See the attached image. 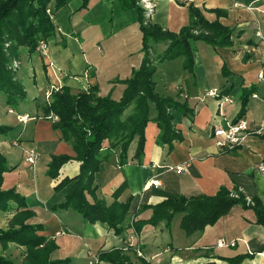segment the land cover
<instances>
[{"label":"crops","instance_id":"0c3cea01","mask_svg":"<svg viewBox=\"0 0 264 264\" xmlns=\"http://www.w3.org/2000/svg\"><path fill=\"white\" fill-rule=\"evenodd\" d=\"M150 2L153 11L148 19L137 0H88L84 8L82 0H70L58 9L54 0L50 3L55 30L46 41L45 53L22 49L17 59L16 78L24 89V100L11 108L0 93V101L6 105L0 126L10 128L0 134V155H6L9 169L2 174L0 188L14 190L24 198L26 209L33 213L26 222L41 225L37 234L56 245L50 255L52 260L67 258L61 253L72 252L76 243L81 264L114 249L137 262L135 248L151 264H228L233 259L240 264H264V225L257 222L255 210L247 202L233 206L215 224L191 236L177 230L181 214H175L169 225L163 220L149 222L150 207L169 198L213 196L221 189L231 194L240 192L258 201L264 210V132L253 133L264 122V0ZM191 8L198 10L206 23H218L232 33L226 45L195 42L190 70L183 68L182 56L154 65L155 92L177 97L189 110H171L180 139L159 143L160 131L151 110L141 157L135 158V139L122 165L117 163L116 151L95 172L98 198L111 204L114 193L119 191L117 201L129 204L123 232L116 234L101 222L91 224L72 209L51 210L65 195V190L54 187L63 178L78 175L80 163L74 160L70 143L63 141L61 132L54 127V117L44 116L46 101L40 97L52 86L68 87L72 94L95 86L98 96L118 101L126 88L124 81L143 59L140 12L144 25L178 34L188 26ZM167 46L166 42L152 43V57L162 55ZM250 88L254 91L248 95L242 112V90ZM210 89L222 91L232 102L220 106L218 99L205 95ZM240 118L249 127L241 144L232 150L218 147L213 130ZM25 149L37 153L34 164L24 160ZM61 155L72 159L53 179L47 174V165L53 156ZM176 167L184 170L177 173ZM152 179L159 182L157 187L148 184ZM10 208L0 210V228H7L18 209L12 202ZM135 222L140 227L137 232ZM220 239L226 246H216ZM130 244L132 247L123 251ZM13 247L20 255L24 252L22 247Z\"/></svg>","mask_w":264,"mask_h":264},{"label":"trees","instance_id":"16d2710c","mask_svg":"<svg viewBox=\"0 0 264 264\" xmlns=\"http://www.w3.org/2000/svg\"><path fill=\"white\" fill-rule=\"evenodd\" d=\"M52 1L0 0V93L5 96L6 104L11 108H15L25 98L24 89L16 78L20 51H38L39 43H46L54 34V24L49 11ZM69 1L54 0L55 9ZM87 2L88 0H82V8L87 6ZM140 23L143 33V59L140 67L124 81L126 88L118 101L98 96L95 86L77 94H72L68 87H61L52 92L50 101L44 105V116L57 118L53 122L54 127L61 132V138L71 144L75 153L74 160L80 163L78 175L63 178L54 187L57 191L65 190V195L64 200L54 205L51 210L72 209L91 224H107L116 234L123 232L126 227L129 204L117 201L119 191L114 193V201L111 204L95 195L97 186L94 184V174L100 163L109 161L114 152L118 151L117 163L122 165L128 147L135 139V158L141 157L144 129L151 119V110L155 112L153 120L160 131L158 142L169 144L180 139L173 126L171 110L189 111L186 103L180 102L177 97L160 96L155 92V63L182 56L183 68L190 70L193 66L195 42L204 41L212 46L226 45L232 33L218 23H206L199 11L193 8L190 9L188 26L178 34L144 25L142 12ZM156 42H166L168 46L162 55L153 58L150 49L152 43ZM253 91L254 88L242 90V112L248 95ZM220 93L223 95L222 91ZM129 108L130 113L125 115ZM9 130L8 127L0 126V134ZM71 159L68 156L54 157L48 165V176L57 178L61 166ZM8 170L5 159L0 155V187L2 174ZM251 201L252 204H247L255 210L257 222L264 225L263 207L258 201ZM10 202L22 210L17 209L9 221L8 228L0 230V244L14 243L24 247L25 258L21 264H71L69 259H51L50 255L56 245L37 234L41 225L26 222L33 213L26 209L24 198L14 190L0 188V210H10ZM245 203V197L241 193H238L236 198L224 189L213 196L169 198L150 207L152 214L149 222L155 224L163 220L169 225L175 214H181L179 226L186 236H191L201 233L206 226L215 224L233 206ZM133 227L135 232L140 228L137 222L133 223ZM98 257L100 261L110 264H151L143 258L132 262L122 250L116 249L101 253ZM0 264L14 263L0 254ZM228 264H240V261L233 259L229 260Z\"/></svg>","mask_w":264,"mask_h":264},{"label":"built area","instance_id":"2783aa9c","mask_svg":"<svg viewBox=\"0 0 264 264\" xmlns=\"http://www.w3.org/2000/svg\"><path fill=\"white\" fill-rule=\"evenodd\" d=\"M137 2L139 4V6L143 10V14H144L145 19H148L149 15L153 11L152 3L150 2V0H137ZM46 49H47V44L45 42H40L38 47H37V50L40 53H45ZM259 78L260 79L262 78L261 74L259 75ZM58 89L59 88H56V87L52 86V87H50V89L45 91L44 99H45V101L47 103L50 101L52 92H54V91H56ZM205 95L208 96V97H212V98L218 99L219 102H220V106L222 104H224V103H227V102L231 103L232 102L229 97L222 95L220 93V91L217 90V89H210V90H208L206 92ZM253 97H256V95H253ZM54 120L56 121L57 118L54 117ZM248 131H249V127H248L247 121H245L244 119L240 118V119H237L235 122L228 123L227 126L224 127V128H221V127L215 128L213 130V136L216 139L215 143H216V145L218 147L223 148V149L232 150V149L238 147L241 144L244 135L246 133H248ZM263 132H264V122L253 133L256 134V135H262ZM26 160L30 164H34L35 163L36 155L34 154V152L32 150L27 152ZM175 170H176L177 173H180L181 171L184 170V167H176ZM148 184L157 187L159 185V182L157 180H155V179H152L151 181H149ZM238 193H240V192H238ZM238 193H232L231 196L237 198L238 197ZM245 201L248 204H252V201L249 198H245ZM234 245H235V243H230V246H234ZM216 246L217 247H224V246H226V244H225V242L223 240L220 239V240H218L216 242ZM130 247H132L131 244L128 245L127 247H125L123 249V251H126ZM135 254L139 258H143L142 253H141L139 248H135ZM98 256L99 255L92 256L89 259L87 264H99L100 260H99Z\"/></svg>","mask_w":264,"mask_h":264},{"label":"rangeland","instance_id":"374dc122","mask_svg":"<svg viewBox=\"0 0 264 264\" xmlns=\"http://www.w3.org/2000/svg\"><path fill=\"white\" fill-rule=\"evenodd\" d=\"M2 95V94H1ZM1 97V96H0ZM40 100H42V101H45V99H44V96L42 95V97H40ZM14 108V107H13ZM17 108V107H16ZM4 109H6V105H4V104H2L1 103V101H0V121H1V118H2V116H3V111H5ZM18 121L20 122V120L18 119ZM17 122V121H16ZM18 122V123H19ZM20 124V123H19ZM63 141H65L66 143H68L69 144V142L68 141H66V140H63ZM70 146H71V144H69ZM16 146V145H15ZM72 147V146H71ZM30 150H32L33 152H34V154L36 155V160L38 159V155H37V153L33 150V149H25V151H24V155H26V157H27V152L28 151H30ZM72 150H73V148H72ZM26 152V153H25ZM74 152V151H73ZM1 156L4 158L5 156L4 155H2L1 154ZM62 156V155H61ZM26 157H25V161H27L26 160ZM54 157H58V156H53L51 159H50V161L48 162V165H49V163L52 161V159L54 158ZM69 157V156H68ZM71 158V157H70ZM75 158V157H74ZM5 159V158H4ZM35 160V161H36ZM48 165H47V167H48ZM2 211V210H1ZM9 211V210H8ZM3 212H6V211H3ZM75 213H77L76 211H75ZM79 214V213H78ZM81 215V214H80ZM13 217V216H12ZM11 217V218H12ZM82 217V216H81ZM11 218L9 219V221L11 220ZM177 220H176V222H178V219H179V216H177V218H176ZM9 221H8V225H7V228H8V226H9ZM176 227H177V230L179 231V229H181L180 228V226H179V224L178 223H176ZM7 228H5V229H7ZM5 229H3V228H0V230H5ZM182 231V230H181ZM9 245H13V246H15V247H21V246H19V245H17V244H14V243H9V244H7V245H1L0 244V254L3 256V257H5V258H7V259H9V260H11L14 264H21L22 263V261H23V259L25 258V252H26V249L24 248V247H22V248H24V252L21 254L22 255V257H21V255L20 254H18L17 252H16V248H14L13 246H9ZM77 244L75 243V244H73L72 245V252H70V253H67V255L66 254H62L61 253V256L62 257H67V258H65V259H68V258H71L76 264H81V262L79 261V260H77V255H78V248H77ZM11 247V248H10ZM15 249V250H14ZM18 257L20 258H22L21 259V261L20 262H18L17 260H18ZM89 260V259H88ZM88 262V261H87ZM101 262V261H100ZM100 264V263H99Z\"/></svg>","mask_w":264,"mask_h":264}]
</instances>
